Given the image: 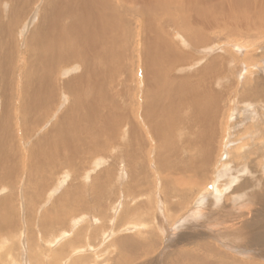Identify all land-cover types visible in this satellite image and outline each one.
I'll use <instances>...</instances> for the list:
<instances>
[{"label": "bare ground", "instance_id": "obj_1", "mask_svg": "<svg viewBox=\"0 0 264 264\" xmlns=\"http://www.w3.org/2000/svg\"><path fill=\"white\" fill-rule=\"evenodd\" d=\"M132 4L139 5L137 15L136 11H131ZM4 5L0 7L2 181L11 178L10 172H16L17 166L12 164L18 152L13 150L18 146L15 135L19 133L24 140L31 138L57 105L60 110L62 97L66 106L61 108L58 119L49 125L47 131L27 142L31 145L27 154L29 159L25 160L27 179L39 191L48 182L49 171L54 172L66 164L74 166L76 159L84 160L86 156L109 151H114V154L106 153L107 160H116L128 168L120 175L121 178L127 175L140 181L138 160L143 159L144 152L150 154L148 150L142 153L149 141L155 148L151 153L159 169L185 172L187 167L176 159L182 151L176 142L182 139L183 130L188 134L182 139V145L204 149L203 155L191 156L187 169L204 176L213 153L208 139L224 113V104L231 102L230 108L235 106L234 103L246 104L244 107L252 114L244 115V119L253 117L259 105L264 107V65L260 72L247 75L248 79L243 81L245 90H240L241 96L236 101L230 96V87L239 81H232V75L228 77L226 74L240 60L238 55V58L229 56L222 59L208 47L211 37L223 27L233 35L241 34L239 27H244L248 34L253 28L264 27V0H185L183 3L176 0H9ZM131 12L139 31L135 34V49L127 51L125 39L132 26ZM5 18L9 19L6 21ZM176 30L175 36L173 31ZM177 35L181 39L179 45L175 40ZM23 37L25 50L21 52ZM185 46L187 52L181 49ZM199 49L202 51H197ZM254 55L244 58L245 62L252 66L256 60ZM72 62L74 64L69 67ZM188 62L196 65L193 71L185 70ZM243 66L238 70L241 78L247 73ZM63 70L68 77L66 79L65 75L61 79ZM226 83H230L228 88ZM131 87L142 99V103L136 106L133 99L135 91L132 95ZM233 109H230L228 120L237 115ZM197 129L199 137L195 140ZM145 131L149 139L144 137ZM147 148L151 150L152 147L148 145ZM225 155L227 160L222 163V174L229 176L232 164L228 153ZM100 159L101 163L103 158ZM251 174L235 188L240 193L235 201L241 203L237 205L241 210L252 206V203L242 202L249 189L250 198L262 199L257 195L260 193L258 188L255 191L251 187L250 179L254 178ZM69 176H63L61 181L65 182ZM59 182L56 188H59ZM215 187L213 191L217 193L218 187ZM244 189H247L245 195L242 194ZM98 194L99 189L92 195L99 197ZM126 194L123 196L127 198ZM1 201L0 207L5 208ZM5 216L7 212L0 214V229L7 224V220L3 221ZM251 217L249 212L246 219Z\"/></svg>", "mask_w": 264, "mask_h": 264}, {"label": "rangeland", "instance_id": "obj_2", "mask_svg": "<svg viewBox=\"0 0 264 264\" xmlns=\"http://www.w3.org/2000/svg\"><path fill=\"white\" fill-rule=\"evenodd\" d=\"M2 1L0 0V7L5 6L9 0ZM176 1L183 3L185 0ZM131 6V11H136L137 15L139 5ZM131 15L134 13L129 14V17ZM7 19L5 18L6 21ZM131 21L132 26L125 39L127 51L135 49V34L139 31L134 16H131ZM239 28L242 29L241 37L223 27L211 37V45L208 46L213 48L211 52L214 51L222 59L239 57V63L232 67L234 72L230 69L226 74L228 77L232 75V81H239V84H231L230 87V96L236 101L241 96L240 90H245L243 83L248 79L247 75L254 71L260 72L264 65V27L253 28V33L250 31L249 34L243 30L244 27ZM176 33L177 30L173 31V35L176 36ZM175 40L177 44H181L178 35ZM23 41L24 37L21 38V52L25 50ZM236 46L241 51H236ZM183 47L181 49L187 52V47ZM251 54H255L254 66L247 64L244 59ZM72 64L74 63L68 66L71 67ZM187 64L186 71L196 68L194 63ZM242 65L246 67L243 66V69L247 73L244 72L246 76L241 78L238 77V70ZM64 72L65 70L61 79H64V75L65 79L68 78ZM133 84L135 85L134 82ZM229 85L230 83H226L225 87L228 88ZM133 87L131 94L136 90ZM136 91L133 93L135 95L132 94L135 106L142 103ZM64 100V97L60 100L61 108L66 106L62 103ZM230 103L228 101L224 104V113L218 119L216 130L210 132L208 142L212 144V161L210 167L205 168L204 176L187 169L192 157L203 155L204 149L196 145L191 148L182 145V139L188 134L183 130L182 139H177L176 142L182 148L176 159L187 167L185 172L172 168L159 169L151 153L155 148L152 141H149L146 145H151V150L145 146L142 153L146 150L150 154L144 152L141 157L143 159L138 160L137 165L142 181L127 175L121 178L120 175L126 169L128 171V168L116 160H107V152H102L101 155L96 153L93 157L86 156L84 160L76 159L74 166L66 164L54 172L49 171V180L39 191L27 179L25 160L29 157L27 154L29 155L31 147L27 142H32L36 136L47 131L49 125L58 119L61 108L59 110L57 105V109L46 117L42 129L38 128L31 138L24 140L16 132L18 146L13 150L18 152L12 164L17 168L14 174L10 172L14 181L11 178L7 181L0 179V201L3 199L1 206H6L0 207V214L7 212L6 219L3 218L4 223L7 220V224L0 229V264H264V107L259 105L253 117L244 119V115L252 114V111L244 107L246 104L239 103V106L234 103L235 106L232 105L231 108L234 107L233 111H237V115L228 120ZM238 123L241 124L240 127ZM198 129L195 130V140L199 137ZM146 132L143 133L144 137L149 139ZM110 152L111 155L114 154V151L107 154ZM223 152L228 153L232 164V174L229 176L222 174L227 160L221 157ZM100 158H103L101 163ZM248 173H252L254 177L250 179L251 187L255 191L258 188L261 194L257 195L262 199L250 198L251 189L249 192L244 189L242 194L245 195L247 191V197L242 202L252 203V206L243 207L242 211L237 206L241 203L235 201L240 194L235 188L240 185L241 180L248 177ZM63 176L69 178L65 182L61 181ZM58 182L60 189L56 188ZM214 186L220 187V190L215 187L217 193L213 191ZM97 189L100 195L94 197L92 194ZM122 193H127V198ZM138 193L141 195L135 196ZM249 212L252 217L246 219Z\"/></svg>", "mask_w": 264, "mask_h": 264}, {"label": "water", "instance_id": "obj_3", "mask_svg": "<svg viewBox=\"0 0 264 264\" xmlns=\"http://www.w3.org/2000/svg\"><path fill=\"white\" fill-rule=\"evenodd\" d=\"M236 51H241V48H239V47H236V48H234ZM226 158V155H224V157H223V159H225Z\"/></svg>", "mask_w": 264, "mask_h": 264}]
</instances>
